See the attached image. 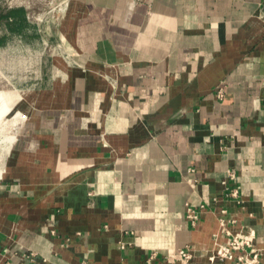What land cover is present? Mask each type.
Returning <instances> with one entry per match:
<instances>
[{
	"label": "crops",
	"instance_id": "crops-1",
	"mask_svg": "<svg viewBox=\"0 0 264 264\" xmlns=\"http://www.w3.org/2000/svg\"><path fill=\"white\" fill-rule=\"evenodd\" d=\"M13 7L25 26L1 21L0 50L43 39ZM54 35L66 62L0 118V264H220L219 207L264 264V0H69ZM187 202H210L195 227Z\"/></svg>",
	"mask_w": 264,
	"mask_h": 264
},
{
	"label": "rangeland",
	"instance_id": "rangeland-1",
	"mask_svg": "<svg viewBox=\"0 0 264 264\" xmlns=\"http://www.w3.org/2000/svg\"><path fill=\"white\" fill-rule=\"evenodd\" d=\"M61 1L0 0V5L3 7L25 6L29 19L38 23L44 34L42 41H33L32 46L14 39L10 48L0 50V118L17 100L28 94L26 88L37 85L43 66L51 64L52 68L55 67L54 70H57L56 65L53 64L55 57H60L66 62V56L59 52V45L54 35L67 12V8L57 10Z\"/></svg>",
	"mask_w": 264,
	"mask_h": 264
},
{
	"label": "built area",
	"instance_id": "built-area-1",
	"mask_svg": "<svg viewBox=\"0 0 264 264\" xmlns=\"http://www.w3.org/2000/svg\"><path fill=\"white\" fill-rule=\"evenodd\" d=\"M69 0H62L59 4L57 10H62L67 8ZM224 86L218 84L215 87V96L220 99L224 96ZM261 90L264 92V77L261 82ZM261 105L264 109V96L261 98ZM226 138L222 137L219 140V148L223 149L228 146L226 143ZM192 170V168H189ZM236 179L235 170L231 167L226 169V177L222 180L223 187L225 188V195L232 198L235 202L240 203L241 199L239 197V185L235 184L230 186V181ZM218 198H213L212 202H217ZM211 202V201H210ZM210 202L199 203L198 205H192L190 203H185V218L188 220L191 227H195L198 223L199 216L206 209V206ZM218 226L222 233L227 237L224 241H218L215 237L214 239V249L212 254L209 256L210 260L217 259L220 264H260V250L257 249L253 244V236L251 233H242L240 231L231 232L229 226L235 222L233 216L229 215L225 207H219L218 214L216 215ZM130 233V232H129ZM133 244L132 241L124 240L119 238L117 240V246L120 249H126ZM180 261L187 263L192 257V250L189 246L177 248L174 251ZM35 252L25 251L21 253V258L25 260L34 261ZM145 261L147 264H176L174 261H169L163 256L159 255L157 250H149L147 252Z\"/></svg>",
	"mask_w": 264,
	"mask_h": 264
},
{
	"label": "trees",
	"instance_id": "trees-1",
	"mask_svg": "<svg viewBox=\"0 0 264 264\" xmlns=\"http://www.w3.org/2000/svg\"><path fill=\"white\" fill-rule=\"evenodd\" d=\"M25 15V10L22 7H3L0 5V22L3 21L7 29L11 31H20L25 23L23 21ZM17 19V22H13L14 19Z\"/></svg>",
	"mask_w": 264,
	"mask_h": 264
},
{
	"label": "bare ground",
	"instance_id": "bare-ground-1",
	"mask_svg": "<svg viewBox=\"0 0 264 264\" xmlns=\"http://www.w3.org/2000/svg\"><path fill=\"white\" fill-rule=\"evenodd\" d=\"M11 140H12V136H5V137H0V172H1V170H2V167H1V162H2V157H3V155H4V153L6 152V150L8 149V147H9V144H10V142H11Z\"/></svg>",
	"mask_w": 264,
	"mask_h": 264
}]
</instances>
